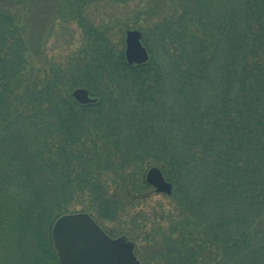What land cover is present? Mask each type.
Wrapping results in <instances>:
<instances>
[{
	"label": "trees",
	"instance_id": "16d2710c",
	"mask_svg": "<svg viewBox=\"0 0 264 264\" xmlns=\"http://www.w3.org/2000/svg\"><path fill=\"white\" fill-rule=\"evenodd\" d=\"M33 1L0 0V264H60L53 224L78 211L146 264H264V0H133L146 62L90 22L86 49L43 67ZM103 1L60 0L58 19L86 26ZM80 86L97 101L79 102ZM153 165L168 207L124 227L115 199L156 192Z\"/></svg>",
	"mask_w": 264,
	"mask_h": 264
},
{
	"label": "rangeland",
	"instance_id": "374dc122",
	"mask_svg": "<svg viewBox=\"0 0 264 264\" xmlns=\"http://www.w3.org/2000/svg\"><path fill=\"white\" fill-rule=\"evenodd\" d=\"M59 2L60 0H34L29 5L28 29L29 36L33 41L29 42V45L31 46L33 44L31 48L35 46V49H31L32 57L30 63L32 66L43 67L46 65V62H54L57 65L62 64V66H66L68 55H75L83 48H87L90 39L86 36V29L90 28V22L96 25V29L99 32L108 34L117 47H124V49L126 48V31L136 28L144 32L142 28L136 25L141 24V22L144 26L147 25V22L142 19V15L140 14V4L138 1L113 2L104 0L102 3H98V10L94 8L92 10L94 13L92 12L91 14L89 12L91 21L87 22L86 26L76 20L71 23H65L62 19L59 20ZM41 20L45 22L43 29L41 28L42 30L38 34L34 33L38 30V23ZM152 29L154 30L155 28L153 27ZM32 33H34L33 37L31 36ZM112 179V177H109V181L106 182V189L108 191L110 190L109 192L111 193L108 192V194L113 198L114 196L112 194H115L116 186L112 184ZM156 192L149 196L147 195L148 197L143 198L141 202L138 200L137 203L128 200L126 193L117 197L115 201L122 208L119 213V216L123 220V224L121 225L128 228L135 226V222L136 224H142L144 222L153 224V218L161 217L158 205L162 203L168 207L169 199L166 195H171L173 191L171 194ZM123 203L126 204L125 210L122 207ZM139 219L141 222H137ZM168 223V221L157 220L155 224ZM107 224L113 226L115 223ZM145 249L142 246L141 252L145 253Z\"/></svg>",
	"mask_w": 264,
	"mask_h": 264
},
{
	"label": "water",
	"instance_id": "95a60500",
	"mask_svg": "<svg viewBox=\"0 0 264 264\" xmlns=\"http://www.w3.org/2000/svg\"><path fill=\"white\" fill-rule=\"evenodd\" d=\"M139 29L126 31L125 57L130 64L146 62L150 57ZM81 103L96 101L83 86L73 91ZM146 180L157 192L171 194L173 184L162 169L151 166ZM52 237L60 264H145L135 252V242L125 235L111 236L86 211L69 212L59 216L52 227Z\"/></svg>",
	"mask_w": 264,
	"mask_h": 264
}]
</instances>
